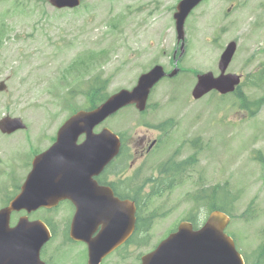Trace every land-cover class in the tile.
Listing matches in <instances>:
<instances>
[{
    "label": "rangeland",
    "instance_id": "374dc122",
    "mask_svg": "<svg viewBox=\"0 0 264 264\" xmlns=\"http://www.w3.org/2000/svg\"><path fill=\"white\" fill-rule=\"evenodd\" d=\"M178 1L82 0L76 10L56 11L37 0H0V82L6 86L0 91V118L19 117L26 125V131L13 136L0 134V204L16 193L31 158L50 146V137L70 111L85 108L83 93L94 74L108 79L110 95L131 88L155 64L173 68L170 57L178 45L172 14ZM184 30V53L177 63L182 71L154 88L143 114L128 106L96 130L106 126L122 136L132 157L127 176L136 185L172 156L180 160L195 153V163L187 178L161 197L140 196L142 218L154 215L146 242L126 259L119 252L103 264H139V252L151 251L180 220L195 213L194 207L200 215L206 213L207 201L192 198L214 185L224 186L229 204L225 201L224 207L231 216L226 230L242 252L248 255L264 240V103L250 115L233 95L190 98L193 72L218 75V58L231 40L237 49L227 72L245 77L264 68V0H204ZM84 54L96 58L78 75L71 67ZM241 90L251 102L264 96V85L246 83ZM163 122H168L167 131L157 127ZM140 138L157 142L147 156L133 161ZM66 209L63 205L48 213L57 237L46 249L57 247V263L68 258L64 264H84L83 249L59 244Z\"/></svg>",
    "mask_w": 264,
    "mask_h": 264
},
{
    "label": "water",
    "instance_id": "95a60500",
    "mask_svg": "<svg viewBox=\"0 0 264 264\" xmlns=\"http://www.w3.org/2000/svg\"><path fill=\"white\" fill-rule=\"evenodd\" d=\"M200 1L182 0L178 3L177 12L174 14L178 40L183 39V22L186 16ZM51 3L61 8L74 6L77 1L51 0ZM234 49L235 44L232 42L221 55L219 61L221 75L218 78H213L211 73L198 76L192 91L195 99L211 89L227 93L238 84L237 76L223 75ZM176 72L177 69H174L168 76L172 77ZM163 76L165 73L162 67L155 66L151 71L140 76L136 87L131 91L122 90L97 109L91 112L80 111L62 125L55 143L33 159L32 169L21 187V192L10 202L8 208L0 211V245L22 241L18 234L9 233L5 229L7 221L5 216L11 210L24 207L27 211H31L41 206L51 207L62 199H70L79 203L74 228L84 236H88L91 227L96 223L93 218L94 213L102 211L107 215L108 210L116 209L117 204L111 201V193L97 187L90 178L117 154L119 141L107 129L92 136V127L127 104H135L138 110H143L149 90ZM22 128L24 125L20 119L4 117L0 120L2 133L9 134ZM81 133H86L87 136L83 143L76 145L75 141ZM74 165L78 174L86 180L79 190L71 184L70 170ZM105 193L109 197L96 196L106 195ZM124 219L126 220V216ZM124 219L119 214L117 221L114 225H110L105 235L99 236L95 242H89L90 264H97L96 259L99 260L101 255L108 253L113 245L117 244L115 238L121 233ZM227 223L228 217L219 211L210 213L205 225L199 230H193L189 223L183 222L175 233L170 234L158 245L154 252L142 257V264H243L232 239L223 231ZM30 235L24 232V261L31 253L26 243L35 242L40 247L48 239L45 228L44 235L39 232L37 239ZM11 258L14 259L16 256L12 255Z\"/></svg>",
    "mask_w": 264,
    "mask_h": 264
},
{
    "label": "flooded vegetation",
    "instance_id": "af4514ba",
    "mask_svg": "<svg viewBox=\"0 0 264 264\" xmlns=\"http://www.w3.org/2000/svg\"><path fill=\"white\" fill-rule=\"evenodd\" d=\"M147 141L144 138H140L137 142L136 145L138 146L137 149H134V153L136 154V157H134L133 161L136 159L143 157L144 153L145 155L150 151L149 149V143H146ZM127 173L122 172H108L107 170L102 171L100 174H98L96 177H94V180L96 181L97 185L103 186V187H108L113 195L117 197L120 201H129L132 203L134 210H133V228L130 236L126 239L123 245H121L118 249H116L115 252H120V254H128L130 250H136L139 248V241H140V236H141V210H140V203H139V198H140V188L139 186L137 187L135 184L132 186H129L126 184V182H130V177H126ZM155 184L154 181L149 184L150 186H153ZM61 206L65 205L67 206L66 209V215L63 228L60 229V233L62 235V240L60 241L59 244H71L72 246H77L85 251V254H87V248L84 243L80 242H74L68 238V232H69V226L70 223L72 222L73 216L75 214L76 207L72 202H64L60 204ZM6 206V205H5ZM4 205L2 207H5ZM26 216L29 222H34V221H41L45 220V215L44 213H30L27 214L24 210L19 211V212H12L10 215V227H13L16 225V223L19 221L20 218ZM48 223L50 225H47L50 229L51 234H56L57 237V231L56 227L54 226L53 222L49 219ZM101 225H96L93 227L92 230V237H95L97 233L100 231ZM67 234V238L66 237ZM57 250V247L54 248ZM54 249H47L44 251L42 249L40 251V258L44 260L47 264H58L55 261V256L53 254ZM117 252V253H118ZM112 253V254H113ZM111 255V254H110ZM109 255V256H110ZM122 259H125L124 257H121ZM107 259V257L105 258ZM104 259V260H105ZM104 260L100 263L103 264ZM249 261V258H248ZM247 262V258H246ZM16 264H24V259L20 262H17ZM249 264H264V245L262 248L261 255L258 259L255 257L252 258V260L249 262Z\"/></svg>",
    "mask_w": 264,
    "mask_h": 264
},
{
    "label": "trees",
    "instance_id": "16d2710c",
    "mask_svg": "<svg viewBox=\"0 0 264 264\" xmlns=\"http://www.w3.org/2000/svg\"><path fill=\"white\" fill-rule=\"evenodd\" d=\"M259 79L261 80V82L260 83H263L264 82V70H262L260 73H259ZM259 83V84H260ZM254 85H256V86H258L259 84H258V82H254L253 83ZM101 87H96V84H94L92 87H91V89H90V91H92V93H91V101L94 103V105L96 104V102L97 101H101L102 100V97L99 99V100H97L98 99V93L97 92H99ZM262 101V100H261ZM261 101H259V103L261 102ZM93 105V106H94ZM242 105H246V100L244 99V98H242ZM215 209H219V210H222V211H224V209L223 208H221V207H217V208H215Z\"/></svg>",
    "mask_w": 264,
    "mask_h": 264
}]
</instances>
